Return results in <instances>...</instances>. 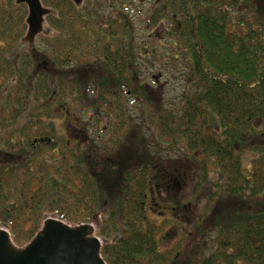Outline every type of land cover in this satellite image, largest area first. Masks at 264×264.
<instances>
[{
	"label": "trees",
	"instance_id": "16d2710c",
	"mask_svg": "<svg viewBox=\"0 0 264 264\" xmlns=\"http://www.w3.org/2000/svg\"><path fill=\"white\" fill-rule=\"evenodd\" d=\"M44 2L53 34L29 48L27 7L0 0V227L24 246L48 217H96L108 264H264V0ZM157 62L180 73L172 107L141 81ZM163 153L191 168L182 202L200 206L169 247L150 215L155 189L181 202Z\"/></svg>",
	"mask_w": 264,
	"mask_h": 264
},
{
	"label": "water",
	"instance_id": "95a60500",
	"mask_svg": "<svg viewBox=\"0 0 264 264\" xmlns=\"http://www.w3.org/2000/svg\"><path fill=\"white\" fill-rule=\"evenodd\" d=\"M76 7L84 0H70ZM26 5L27 33L23 42L35 47L46 30V17L56 12L43 5L42 0H16ZM96 217L90 223L72 226L58 218L48 217L33 239L24 246L14 242L10 231L0 227V264H108L102 255L103 239L96 233Z\"/></svg>",
	"mask_w": 264,
	"mask_h": 264
},
{
	"label": "rangeland",
	"instance_id": "374dc122",
	"mask_svg": "<svg viewBox=\"0 0 264 264\" xmlns=\"http://www.w3.org/2000/svg\"><path fill=\"white\" fill-rule=\"evenodd\" d=\"M85 0L82 4L84 5ZM151 4V0H144L143 4L139 6V9L141 8H148ZM45 7H50L55 11V8H53L51 5H48L44 2ZM80 6V7H82ZM51 17H54L53 15ZM50 17V18H51ZM136 25H137V31H138V37L140 39V42L146 40V35H149L150 33L144 29V25L139 22L138 16H134ZM46 30H49L50 33L47 35H42L45 37H49L53 34V31L50 27V25H45ZM27 33V31H26ZM25 33V35H26ZM51 34V35H50ZM24 35V37H25ZM41 41V36L37 39L36 45H39ZM155 48V47H154ZM162 47L155 48L154 50L160 51ZM152 60V59H151ZM160 63L157 62L155 64V68L151 67L150 65L147 66L146 63L143 64V70L141 73V81L143 84H145L150 91L152 92V97H157L155 99V102L159 103V100H163L166 106L172 107L175 105V103L178 102L179 97L182 93V82L179 80L180 73H175L173 75L170 74H164L161 71ZM162 72V73H161ZM154 76L157 78L154 79ZM137 100V97L130 96L128 97V107L130 110L131 115H133V118L136 120L138 117V111H137V103L135 101ZM57 124L59 127H62L66 129L68 128L70 137L76 141L80 142L85 139H90L91 142H94L97 131L92 129L91 127L89 129H84L79 127L78 124H75L74 121H69L66 118H63L59 121H57ZM264 124V123H262ZM75 125V126H74ZM102 136H104L102 134ZM158 150H160L158 148ZM1 158V156H0ZM163 160V171H169V173H178L179 174H185L186 180H182L179 177H175L172 179L163 178L165 179V185L167 187H170L169 193L172 195H179L181 196V202L179 206H174L169 200H165V194L163 193L164 190L158 191V189H155L152 192V195L150 198H153L154 202L152 204V211L150 215L158 219V222L161 224L164 220H169V222L166 223V227L164 229L163 235L161 236L163 245L166 247H169L173 245L175 241H177L180 238V235L184 233V231L187 229L188 222H191L194 216L198 214L200 210V206L194 208L192 204H189L188 200H183L184 196L188 195L190 186L192 184L191 177L189 176V172L191 168H188L184 163H181L178 159V156L171 157L170 154H164L163 157H160ZM173 169V170H172ZM187 175L189 176L187 178ZM183 186V188H182ZM161 192V198H155L157 194ZM159 199V203L157 201ZM192 207L194 209H192ZM178 221V223L173 221ZM206 221H210L209 218L206 219ZM181 222V223H180ZM187 222V224H186ZM95 227L97 228L96 233L98 232V226L96 223V220L94 222ZM206 225H208V222H205ZM102 239V238H101ZM104 241V239H103ZM104 246V245H103Z\"/></svg>",
	"mask_w": 264,
	"mask_h": 264
},
{
	"label": "flooded vegetation",
	"instance_id": "af4514ba",
	"mask_svg": "<svg viewBox=\"0 0 264 264\" xmlns=\"http://www.w3.org/2000/svg\"><path fill=\"white\" fill-rule=\"evenodd\" d=\"M44 1L45 0H42V2H43V5H44ZM70 1V0H69ZM72 2V1H71ZM73 3V2H72ZM74 4V3H73ZM48 8H50V7H48ZM52 9V8H51ZM57 15V11H56V14L55 15H53V16H56ZM28 16V15H27ZM50 17L51 16H48V17H46V24H48L49 25V19H50ZM26 19H27V17H26ZM26 22V21H25ZM28 29V28H27ZM22 41H23V39H22ZM25 44V43H24ZM27 45V44H26ZM30 48V47H29Z\"/></svg>",
	"mask_w": 264,
	"mask_h": 264
}]
</instances>
